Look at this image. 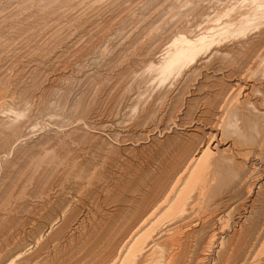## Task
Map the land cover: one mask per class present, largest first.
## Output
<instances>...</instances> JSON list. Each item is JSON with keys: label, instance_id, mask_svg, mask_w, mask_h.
Returning <instances> with one entry per match:
<instances>
[{"label": "bare ground", "instance_id": "6f19581e", "mask_svg": "<svg viewBox=\"0 0 264 264\" xmlns=\"http://www.w3.org/2000/svg\"><path fill=\"white\" fill-rule=\"evenodd\" d=\"M0 264H264V0H0Z\"/></svg>", "mask_w": 264, "mask_h": 264}]
</instances>
